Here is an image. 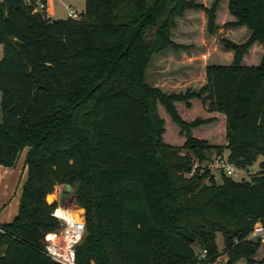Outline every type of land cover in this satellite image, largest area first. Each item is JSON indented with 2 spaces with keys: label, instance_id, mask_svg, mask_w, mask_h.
<instances>
[{
  "label": "trees",
  "instance_id": "trees-1",
  "mask_svg": "<svg viewBox=\"0 0 264 264\" xmlns=\"http://www.w3.org/2000/svg\"><path fill=\"white\" fill-rule=\"evenodd\" d=\"M221 2L86 0L79 17L53 18L26 0H0V167L27 149L18 213L0 224V264H62L45 251L62 226L59 204L86 220L77 264H197V250L218 253V232L222 264H264L261 241L245 239L264 223V161L250 179L218 183L200 165L192 173L194 160L181 154L208 161L228 150L240 168L264 156V0H227L234 18L222 26L250 35L222 38L232 59L208 62L202 86L167 92L147 81L155 53L186 46L172 37L178 18L203 10L216 34Z\"/></svg>",
  "mask_w": 264,
  "mask_h": 264
},
{
  "label": "rangeland",
  "instance_id": "rangeland-1",
  "mask_svg": "<svg viewBox=\"0 0 264 264\" xmlns=\"http://www.w3.org/2000/svg\"><path fill=\"white\" fill-rule=\"evenodd\" d=\"M51 6L48 8L49 16L53 18H63L69 15V8H74L77 11V16H80V13L85 8L86 0H49ZM203 2L210 4L212 0H202ZM227 0H222L220 3V8L218 10L217 18L220 21L218 25V29L216 34H210L206 29V15L203 10L200 9H188L184 15L178 18L177 25L173 28L172 37L178 42H183L186 44L185 47L172 48L169 47L164 51L155 53L152 61L150 62L147 68V81L148 83L154 85L156 83H165L169 86L177 85V82H182L186 80L184 78L185 75L193 74L194 80L197 83L193 85L180 86L178 88H174L171 86L168 92L172 91H185L187 88L197 89L200 87V83L198 81L201 80V72L202 67L205 63L215 62V63H229V51L224 49L222 38L227 37L233 39L235 41H245L249 35L250 30L247 26H235V27H223V22L233 19L234 17L230 14L227 4ZM151 32H156V27L151 28ZM259 42H255L252 46L248 55L250 57H254L259 53ZM162 52H167L169 56L165 58V60L160 61V56ZM170 52V53H169ZM232 52V51H230ZM228 54V55H227ZM233 54V52H232ZM3 55V44L0 43V57ZM248 56V57H249ZM191 64L190 71L186 70V65ZM179 72V75L173 80L170 73ZM182 73V74H181ZM163 74H165L166 78H163ZM169 75V76H168ZM199 85V86H196ZM1 92H0V112H1ZM181 110L184 109V104L180 105ZM202 114L201 107L196 104L193 109V113ZM160 113L166 120V134L165 136L171 141L177 144L180 142L178 138V132L174 128V124H171L168 114L164 111V109L160 108ZM27 149H25L16 164V175L8 180L10 182V188L6 190L5 187V178L3 177L0 181V221H7L10 219V216H14L11 214H15L18 212V202L22 193V184L26 180V175H22L23 170V160L26 156ZM229 154V151H225ZM183 155L191 156V159L194 160V164L202 165L206 163V161H199L196 158L194 151L183 149L181 151ZM264 161V156H259L257 161L247 168L241 167L242 173H245L246 179H250L251 175L258 172L260 170V163ZM224 176L218 175L215 179L218 183H221ZM9 178V177H8ZM7 182V181H6ZM54 196H48V201L51 202ZM68 204V201L66 203ZM76 215L83 216V211L81 208H78L75 205L69 206ZM13 218V217H12ZM62 224V222H61ZM56 233V232H53ZM53 233H49L48 235H52ZM217 245L219 249L224 248V238L221 232L217 233L216 237ZM257 260L264 259V243L261 245L260 249L256 254Z\"/></svg>",
  "mask_w": 264,
  "mask_h": 264
},
{
  "label": "built area",
  "instance_id": "built-area-1",
  "mask_svg": "<svg viewBox=\"0 0 264 264\" xmlns=\"http://www.w3.org/2000/svg\"><path fill=\"white\" fill-rule=\"evenodd\" d=\"M26 1L34 4V11H46V0ZM69 15L77 16V11L74 8H69ZM198 166V164L195 165L192 173ZM200 166L204 167L205 170L209 172L210 177L213 176L214 179H216L218 175L234 179H243L246 176L245 173H242L240 167L230 161L229 154L225 151L222 153H215L210 160ZM63 190V186L56 187L53 192L54 198L52 201L57 200ZM53 214L62 222V226L56 233L46 236V254L53 260L62 264H77V247L81 244L85 237L87 228L86 220L84 216L76 215L69 206H63L61 204L54 209ZM245 239L261 241L263 244L264 223L257 221ZM234 242L238 243L239 239L235 238ZM196 257L197 264H222L228 260V254L225 247L223 249H219L216 254H211L208 248H201L197 250ZM236 264L245 263L243 261H238Z\"/></svg>",
  "mask_w": 264,
  "mask_h": 264
},
{
  "label": "crops",
  "instance_id": "crops-1",
  "mask_svg": "<svg viewBox=\"0 0 264 264\" xmlns=\"http://www.w3.org/2000/svg\"><path fill=\"white\" fill-rule=\"evenodd\" d=\"M46 2H47V8H46V13L49 15V13H48V7L49 6H51V4H50V1L49 0H46ZM51 16V15H50ZM229 52L228 53H230L229 54V60H231L232 59V56H233V54H232V52H230V50H228ZM170 53V52H169ZM161 54V56H160V61H162V60H165V58L167 57V56H169V54L167 53V52H162V53H160ZM228 55V54H227ZM211 62H212V60H211ZM206 64L207 63H205L204 64V66L202 67V72H201V80L200 81H198L201 85L200 86H202L204 83H205V81H206V71H205V67H206ZM190 65L191 64H187L186 65V70L187 71H190V69H192L191 67H190ZM182 74V73H181ZM177 75H179V72H176V71H174V72H172V73H170V76H172V78H173V80L176 78V76ZM163 76V78L165 79L166 78V76H165V74H163L162 75ZM169 76V75H168ZM184 78L186 79L185 81H184V83H182V82H177V85H171V86H173V89L174 88H178V87H180V86H187V85H193V84H195V83H197V81H195L193 78H194V76H193V74H188V75H185L184 76ZM154 85H157V86H159V87H161L164 91H169V88L171 87V86H169V85H167V84H165V83H156V84H154ZM196 86H199V85H196ZM218 118H219V122H221L222 123V127H223V129H224V123H225V120H224V116H222V115H219L218 116ZM17 169H16V166H14V167H0V181H1V179L4 177L5 178V187H6V190H8L9 188H10V182H8V180L10 181V179L11 178H13L15 175H16V173H17V171H16ZM23 174H25L26 175V177H27V168H26V165H25V158H24V160H23V170H22V175ZM9 177V178H8ZM8 179V180H7ZM7 181V182H6ZM23 185V184H22ZM54 196V194L53 193H51V194H49L48 196ZM21 197V196H20ZM59 198V197H58ZM19 202H20V199H19ZM19 202H18V205H19ZM19 209V208H18ZM18 212H16L15 214H11V215H14V216H10L11 218L10 219H8L7 221H0V224H2V223H6V222H9V221H11L14 217H15V215L17 214ZM13 217V218H12Z\"/></svg>",
  "mask_w": 264,
  "mask_h": 264
},
{
  "label": "water",
  "instance_id": "water-1",
  "mask_svg": "<svg viewBox=\"0 0 264 264\" xmlns=\"http://www.w3.org/2000/svg\"><path fill=\"white\" fill-rule=\"evenodd\" d=\"M64 189L65 190H69V186L68 185H65Z\"/></svg>",
  "mask_w": 264,
  "mask_h": 264
},
{
  "label": "bare ground",
  "instance_id": "bare-ground-1",
  "mask_svg": "<svg viewBox=\"0 0 264 264\" xmlns=\"http://www.w3.org/2000/svg\"><path fill=\"white\" fill-rule=\"evenodd\" d=\"M51 237V236H50Z\"/></svg>",
  "mask_w": 264,
  "mask_h": 264
}]
</instances>
